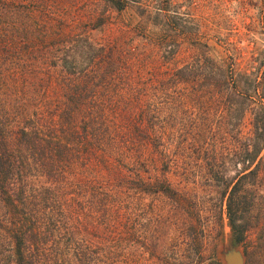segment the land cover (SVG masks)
<instances>
[{
	"label": "trees",
	"instance_id": "obj_1",
	"mask_svg": "<svg viewBox=\"0 0 264 264\" xmlns=\"http://www.w3.org/2000/svg\"><path fill=\"white\" fill-rule=\"evenodd\" d=\"M142 1L0 0V264H196L205 240V264H220L218 215L166 178L181 177L184 140L203 144L184 129L209 127L216 107L213 126L249 125L234 174L223 179L211 147L187 154L203 158L207 182L223 179L230 242L254 235L245 264H264V49L241 72L233 51L218 63L198 40L153 64L143 52L129 63L124 39L90 38L112 13L132 7L145 20L175 8ZM77 3L99 12L81 19Z\"/></svg>",
	"mask_w": 264,
	"mask_h": 264
},
{
	"label": "rangeland",
	"instance_id": "obj_2",
	"mask_svg": "<svg viewBox=\"0 0 264 264\" xmlns=\"http://www.w3.org/2000/svg\"><path fill=\"white\" fill-rule=\"evenodd\" d=\"M142 2L144 3V0ZM75 5L78 7L74 13L76 11L79 12L77 15L81 14L80 18L84 20L88 17H95L99 12L98 6L92 7L80 3ZM172 6L175 8H169L167 10L169 14L166 13V17L155 19L141 20L136 16V12L132 7L127 8L120 14L112 13L109 18V22H112V24L106 27L105 23L103 29L92 30L89 36L91 39L114 38L115 36L117 39H124L126 43L121 45L125 49L128 48V52L131 53L127 60L129 63L134 62L133 58L141 55L142 52L146 53L145 60L153 64L166 62L165 60L168 58L170 60L167 61L173 62L172 53L169 54L171 51L178 50L179 53L183 52V49L189 51L194 46H197L195 42L197 40L208 48V57L218 63H221L222 59L224 60L223 64L229 63L231 61L229 52L233 51V55L236 57L234 62H232L235 66V71L249 72L251 70L249 68V60H252V58L256 60H252V66L258 65V62L262 60L260 49H264V0H169V7ZM179 55L176 59L180 57ZM183 58H186L185 54ZM260 68L263 67L260 66ZM260 71L262 74L263 69ZM147 97L151 98L149 93H147ZM151 111L152 107L149 106L147 113L150 114ZM219 112L220 109L217 107L212 110L209 109L207 113V120H211L209 127H189L185 123L184 128L186 126L188 128L184 129V131L202 132L201 136L205 137L202 141L203 144L199 146V142H196V140H184V143L182 142L183 145L176 148L178 153L176 159H180L177 162L180 165L175 171L181 172V177H174L172 173H167L166 178L170 179L169 181L172 183L176 181L178 187L187 190L192 196L194 203L196 202L201 209H214L218 215L217 224L214 225L215 230L211 232L210 237L214 236L215 231L218 232L214 237V250L220 264H225L224 254L231 253L229 252V247L239 253L245 264L243 245L253 241L254 235L248 232L243 244L229 246L230 235L224 213L226 188L224 187L223 179L231 177L237 168V166L232 167L231 165L235 161L233 155L235 151H238L240 141L244 137H249L247 136L249 125H246L244 120L240 125L243 126L239 127L237 133L223 124H219L221 127H215V125H212L214 121L218 117L224 116ZM179 114L181 112L178 113L176 111V115L179 116ZM180 117L182 119L180 124L184 123L185 120L182 118L184 116L180 115ZM174 127H177L175 119ZM248 135H251V133ZM177 140H179V137H177ZM174 142L176 141H171V143ZM193 147H200L199 154L203 158L204 154L202 153L205 148L211 147L213 149L216 163L223 162L224 165L228 166L224 172L223 179L219 178V182H207L201 176L206 171V165L201 156L197 158L199 154L193 153L194 156L189 157L187 153ZM263 151L264 145L259 155ZM180 153L183 155H180ZM189 161L192 166L188 165ZM220 170L223 171V168L220 167ZM150 201V196H143L141 200L145 208H148L146 205ZM165 201L169 202L170 200L165 199ZM206 213L208 211L203 212L204 215ZM208 215L212 216L210 212ZM205 243L198 250L201 259L196 264H205L208 260H203V258L209 254L211 246L207 245L210 244L209 240H205ZM165 254L170 256L167 251Z\"/></svg>",
	"mask_w": 264,
	"mask_h": 264
},
{
	"label": "water",
	"instance_id": "obj_3",
	"mask_svg": "<svg viewBox=\"0 0 264 264\" xmlns=\"http://www.w3.org/2000/svg\"><path fill=\"white\" fill-rule=\"evenodd\" d=\"M233 244L229 242V246H232ZM229 252L224 254V262L225 264H244V261L242 260L241 256L238 252L233 251L231 247H229Z\"/></svg>",
	"mask_w": 264,
	"mask_h": 264
}]
</instances>
